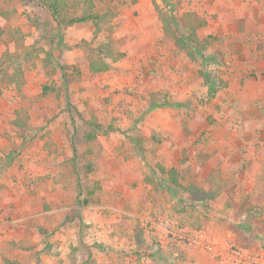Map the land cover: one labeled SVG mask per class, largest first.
<instances>
[{"label": "rangeland", "instance_id": "rangeland-1", "mask_svg": "<svg viewBox=\"0 0 264 264\" xmlns=\"http://www.w3.org/2000/svg\"><path fill=\"white\" fill-rule=\"evenodd\" d=\"M66 1L105 18L52 49L43 7L0 0V264H217L199 230L264 249V0ZM184 10L208 21L204 52L168 33Z\"/></svg>", "mask_w": 264, "mask_h": 264}, {"label": "trees", "instance_id": "trees-1", "mask_svg": "<svg viewBox=\"0 0 264 264\" xmlns=\"http://www.w3.org/2000/svg\"><path fill=\"white\" fill-rule=\"evenodd\" d=\"M38 5L43 7L46 11L47 22L50 23L51 32L48 44L50 48L60 47L59 42H61V38L64 34V30L67 26L74 25L76 23L82 22H94L98 27L100 22L105 18V15L99 13L94 10H86L81 14H68L66 13L68 9V1L66 0H35ZM12 14L11 11L1 10V15L3 17H10ZM166 27L168 33L173 34L176 38V44L179 45L181 49L188 50L189 52H204L207 46L210 44L207 38H200L197 33L198 30L205 27L208 24L206 17L194 10H184L179 11L177 13L169 12L165 16ZM46 56L44 57V64L48 65L50 63H57L55 61V56L52 55V51H45ZM109 56L110 54L107 53ZM7 59L5 57L0 56V65H5ZM110 67L109 63L105 62L102 59L92 60L90 62V68L94 72L105 71ZM68 66L65 64L59 65V69H62L64 75L63 82L66 86L69 85V72H67ZM1 74V72H0ZM2 76L0 75V78ZM70 97L67 98V104L71 106V109H76L73 105H71ZM176 105L183 106V102H177ZM88 123L94 126L96 129L102 130L104 129L103 123L97 122V120H90ZM76 156V155H75ZM75 157L73 156L71 161L75 163ZM158 173L164 175V181L167 182L171 187L182 189L184 193H188L191 195L193 201H210L217 197L218 192L215 190H204L195 184L191 183L189 185H184L180 180V170L175 167H166L165 165L158 164ZM7 264H15L6 259Z\"/></svg>", "mask_w": 264, "mask_h": 264}, {"label": "built area", "instance_id": "built-area-1", "mask_svg": "<svg viewBox=\"0 0 264 264\" xmlns=\"http://www.w3.org/2000/svg\"><path fill=\"white\" fill-rule=\"evenodd\" d=\"M188 239L208 251L217 264H264V249L240 247L219 237H209L205 230L189 234Z\"/></svg>", "mask_w": 264, "mask_h": 264}]
</instances>
